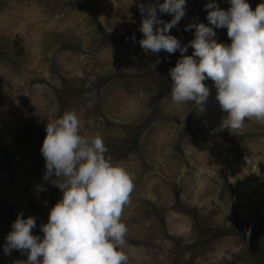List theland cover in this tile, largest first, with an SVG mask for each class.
Segmentation results:
<instances>
[{"label": "rangeland", "instance_id": "374dc122", "mask_svg": "<svg viewBox=\"0 0 264 264\" xmlns=\"http://www.w3.org/2000/svg\"><path fill=\"white\" fill-rule=\"evenodd\" d=\"M208 2L187 0L169 29L182 45L194 38L186 25L208 23ZM260 2L248 0L253 10ZM149 3L0 0V264L27 259L3 250L17 214L35 216L32 234L42 236L62 196L43 180L40 147L46 123L70 109L80 134L101 135L106 155L132 174L120 217L126 264H264V124L218 130L226 112L211 79L203 107L171 101L168 69L181 53L141 48L138 5ZM214 30L230 42L226 27Z\"/></svg>", "mask_w": 264, "mask_h": 264}, {"label": "clouds", "instance_id": "9594fccd", "mask_svg": "<svg viewBox=\"0 0 264 264\" xmlns=\"http://www.w3.org/2000/svg\"><path fill=\"white\" fill-rule=\"evenodd\" d=\"M186 2L155 0L138 5L141 48L154 54L177 49L181 53L168 69L171 101L203 107L211 91L204 81L211 79L215 100L226 112L218 130L239 129L253 117L264 124V0L254 10L248 0H227L226 10L217 0H209L203 6L208 23L186 25L185 30L194 29V38L182 45L169 29L185 15ZM157 9L172 14V19H158ZM213 26L226 27L230 42H218ZM189 46L193 52L185 55ZM81 126L71 109L45 125L40 147L46 169L43 180L58 187L62 196L49 209L47 222L40 224L42 236L32 234L35 216L17 214L3 245L5 254L12 249L26 253L27 259L15 264H126L128 260L121 250L127 227L120 217L134 187L132 174L106 155L101 135H81Z\"/></svg>", "mask_w": 264, "mask_h": 264}, {"label": "trees", "instance_id": "16d2710c", "mask_svg": "<svg viewBox=\"0 0 264 264\" xmlns=\"http://www.w3.org/2000/svg\"><path fill=\"white\" fill-rule=\"evenodd\" d=\"M230 38L227 36L223 41H229Z\"/></svg>", "mask_w": 264, "mask_h": 264}]
</instances>
